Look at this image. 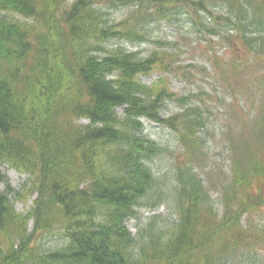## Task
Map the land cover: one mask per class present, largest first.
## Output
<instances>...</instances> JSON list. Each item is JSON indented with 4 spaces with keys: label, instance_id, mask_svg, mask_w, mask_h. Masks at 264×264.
Listing matches in <instances>:
<instances>
[{
    "label": "trees",
    "instance_id": "obj_1",
    "mask_svg": "<svg viewBox=\"0 0 264 264\" xmlns=\"http://www.w3.org/2000/svg\"><path fill=\"white\" fill-rule=\"evenodd\" d=\"M121 8L127 14L112 18ZM180 16L207 45L238 41L252 59L264 56V0H0V264H261L238 218L226 216L234 195H249V179L264 178L263 161L244 156L251 170L237 166L232 194L217 204L188 163L173 170L172 184L153 171L166 148L144 134L143 118L189 150L201 148L204 123L190 96L139 79L180 71V44L156 41L143 55L124 43H145ZM230 53L220 74L240 78L243 60ZM170 101L181 111L164 116ZM259 144L264 151V133ZM3 166L27 176L20 190ZM31 193V210L17 212L14 203ZM168 202L174 223L154 215L136 235L127 229L137 207ZM53 232L57 245L38 240Z\"/></svg>",
    "mask_w": 264,
    "mask_h": 264
},
{
    "label": "rangeland",
    "instance_id": "obj_2",
    "mask_svg": "<svg viewBox=\"0 0 264 264\" xmlns=\"http://www.w3.org/2000/svg\"><path fill=\"white\" fill-rule=\"evenodd\" d=\"M127 12L128 9L121 8L113 10L111 16L119 20ZM180 17L181 22L169 24L162 21L159 26L152 28L150 38L145 43L138 46L124 43V47L132 50L141 49L142 54L146 55L156 46V41L180 44L177 49L179 50L178 65L182 67L180 71L152 70L148 74L141 75L139 79L144 84L152 87L159 85L180 97L187 99L190 96L189 102L199 107L204 123L197 133L201 148L184 149L172 129L145 118L142 119L145 125L144 133L161 147L166 148L164 155L154 161L153 171L157 176H165L169 184H172L173 170L177 165L188 163L193 166L194 172L209 191L210 199L217 204L218 201L221 202L222 195L226 192L232 194V182L238 181L235 168L240 165L244 173L251 170V166L249 168L245 166L244 156H251L264 162V151H261L259 144L264 133L262 121L264 119V56L259 61L248 59L244 50L240 47L235 48L239 46L238 41L232 42L231 45L212 41L207 45L203 37L200 40L190 32V24L185 22L186 18ZM233 45L234 48L230 49L229 46ZM231 51L243 60L244 72L240 78L238 74L232 78L220 74L219 65L230 66V60L233 58ZM213 58H216L215 61ZM234 93L238 94L236 99L238 103L236 105L235 102L236 106L231 105L230 108L229 103L232 102L231 96ZM164 104H166L164 116L181 111V105L174 101ZM115 111L118 114L123 113L121 107L116 108ZM258 128L261 129L260 135ZM2 172L14 190H20L27 180L25 174L9 167L3 166ZM228 184L230 188L224 192L223 187ZM3 188L0 185V190ZM247 189L249 195H244L241 200L240 194L231 198L232 203L227 206L229 210L226 218L231 216L238 218L249 242L256 243L253 244L254 249L259 255L260 263L264 264V178L252 176ZM26 196L27 199L14 203L15 210L22 214L31 210L36 194L31 193ZM170 203L175 205L171 199ZM167 204L169 202L154 207H137L135 218L126 221L127 229L136 235L138 228L148 224L154 215H160L164 224L174 223L177 218L176 213L172 208L167 207ZM225 206L220 204V213L226 210ZM27 227L31 230L33 221L29 220ZM38 237L45 246H55L60 242L58 234L54 232L43 233ZM249 242L245 244L250 245Z\"/></svg>",
    "mask_w": 264,
    "mask_h": 264
}]
</instances>
